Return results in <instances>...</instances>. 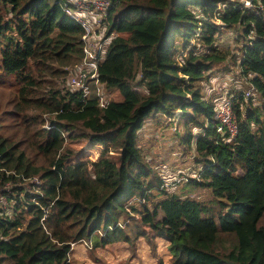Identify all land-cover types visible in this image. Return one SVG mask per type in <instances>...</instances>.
Instances as JSON below:
<instances>
[{
  "label": "trees",
  "instance_id": "16d2710c",
  "mask_svg": "<svg viewBox=\"0 0 264 264\" xmlns=\"http://www.w3.org/2000/svg\"><path fill=\"white\" fill-rule=\"evenodd\" d=\"M63 2L0 0V264H81L77 243L129 244L145 229L168 242L171 264H264V9L110 0L98 71L122 100L102 109L68 87L83 30ZM232 67L249 86L226 94L229 137L207 86ZM148 121L174 126L199 165L183 183L209 199L170 191L140 145ZM85 144L97 161L82 160Z\"/></svg>",
  "mask_w": 264,
  "mask_h": 264
},
{
  "label": "rangeland",
  "instance_id": "374dc122",
  "mask_svg": "<svg viewBox=\"0 0 264 264\" xmlns=\"http://www.w3.org/2000/svg\"><path fill=\"white\" fill-rule=\"evenodd\" d=\"M217 24L220 25V23ZM222 38L224 45H235V34L233 36L227 34ZM239 46H241L240 43ZM235 52L239 56V52ZM213 75L212 77L216 79V82L212 84V87L218 94L223 93V95H226L229 91L235 92L237 89L239 91H245L244 89L249 86L248 81L239 77L236 67H232L228 73H215ZM109 92L114 101L120 102L122 100L117 90L112 89ZM45 128L47 129V125H45ZM139 137L140 145L147 155V159L150 160L151 158V163L156 172L165 179V183H174V185L169 187L171 192H176L183 197H191L201 201H206V198H210L204 190L189 187L186 186V183H183L187 180L186 178H191L187 176L192 174V171L196 170L199 165L194 163L192 154H182L179 139L174 135V126L164 125L155 128L154 123L148 121L140 131ZM151 147L153 148L152 153L150 152ZM83 148L85 153L82 160L89 159L97 161V145L95 147H88L85 144ZM117 156L115 152L109 154L111 160H116ZM179 171L182 173L185 172L184 177L181 176ZM180 181L182 183H179ZM198 227H203V225L199 223ZM143 231L145 234H142L136 240L132 237L131 243L129 244H114L106 248L91 249V242L87 241V245L77 243L73 248L71 259L73 258L81 264H171L168 242L155 238L147 229Z\"/></svg>",
  "mask_w": 264,
  "mask_h": 264
},
{
  "label": "built area",
  "instance_id": "2783aa9c",
  "mask_svg": "<svg viewBox=\"0 0 264 264\" xmlns=\"http://www.w3.org/2000/svg\"><path fill=\"white\" fill-rule=\"evenodd\" d=\"M65 14L74 20L83 30L81 37V59L69 69L68 87L73 88L86 101H96L99 108H106L112 101L111 93L107 90L99 77V64L104 60L108 46L113 39V33H107V25L102 14L110 7V0H63ZM236 2L247 9L263 10L260 0H229ZM258 3L257 6L254 4ZM214 78L207 86V93L213 96L215 103V117L218 120L217 132L234 137L237 134V122L231 110L232 96L218 94L212 84ZM251 89L245 93L248 97ZM47 129L49 127L47 126ZM25 180V179H24ZM27 183L34 186L39 181L34 178ZM0 205H5L4 198L0 195ZM85 245L88 243L84 242ZM74 245L72 244L71 247ZM91 248V247H90ZM92 249V248H91Z\"/></svg>",
  "mask_w": 264,
  "mask_h": 264
}]
</instances>
